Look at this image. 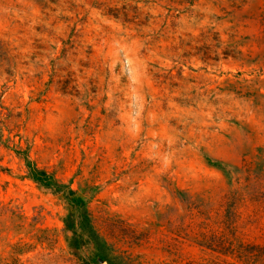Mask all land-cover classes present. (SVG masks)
<instances>
[{"label":"rangeland","instance_id":"obj_1","mask_svg":"<svg viewBox=\"0 0 264 264\" xmlns=\"http://www.w3.org/2000/svg\"><path fill=\"white\" fill-rule=\"evenodd\" d=\"M80 207L139 264H264V0H0V259L93 264Z\"/></svg>","mask_w":264,"mask_h":264},{"label":"trees","instance_id":"obj_2","mask_svg":"<svg viewBox=\"0 0 264 264\" xmlns=\"http://www.w3.org/2000/svg\"><path fill=\"white\" fill-rule=\"evenodd\" d=\"M72 196V192H67L66 199L72 202ZM68 223L72 231V236L67 237L70 248L76 251H89L93 257V264H102L103 262L107 264H139L125 252L115 250L114 246L102 235L97 226V220L93 218L89 211L82 210L81 207L78 208L70 215ZM30 250L31 248H26V246H16L11 259H0V264H25L21 256H24ZM70 255L80 262L79 253L71 252ZM84 260L81 259V261ZM86 261L84 263H87Z\"/></svg>","mask_w":264,"mask_h":264}]
</instances>
